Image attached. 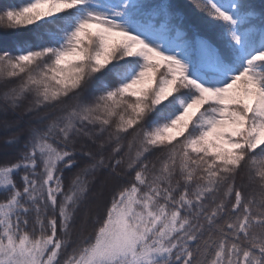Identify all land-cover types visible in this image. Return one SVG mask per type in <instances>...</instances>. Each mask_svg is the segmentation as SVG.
I'll return each mask as SVG.
<instances>
[{
	"label": "snow or ice",
	"instance_id": "1",
	"mask_svg": "<svg viewBox=\"0 0 264 264\" xmlns=\"http://www.w3.org/2000/svg\"><path fill=\"white\" fill-rule=\"evenodd\" d=\"M189 6L0 3V264H264V3Z\"/></svg>",
	"mask_w": 264,
	"mask_h": 264
},
{
	"label": "trees",
	"instance_id": "2",
	"mask_svg": "<svg viewBox=\"0 0 264 264\" xmlns=\"http://www.w3.org/2000/svg\"><path fill=\"white\" fill-rule=\"evenodd\" d=\"M14 3V4H21L27 2V0H0V3ZM173 2L177 5V8L183 11L187 16V23L191 25L193 28L199 29L202 34H206L204 31L205 22L204 18L197 12L193 11L189 6V0H173ZM250 2L259 6L261 3H264V0H250ZM3 34V30H0V35ZM26 33H11L9 38L10 39H24L26 37ZM2 91V89H0ZM239 183V180H238Z\"/></svg>",
	"mask_w": 264,
	"mask_h": 264
},
{
	"label": "rangeland",
	"instance_id": "3",
	"mask_svg": "<svg viewBox=\"0 0 264 264\" xmlns=\"http://www.w3.org/2000/svg\"><path fill=\"white\" fill-rule=\"evenodd\" d=\"M204 22H205V20H204ZM206 23V22H205Z\"/></svg>",
	"mask_w": 264,
	"mask_h": 264
}]
</instances>
